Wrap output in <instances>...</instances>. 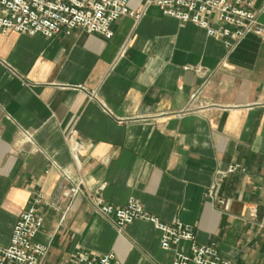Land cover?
<instances>
[{
  "label": "crops",
  "instance_id": "crops-1",
  "mask_svg": "<svg viewBox=\"0 0 264 264\" xmlns=\"http://www.w3.org/2000/svg\"><path fill=\"white\" fill-rule=\"evenodd\" d=\"M145 1H128L140 16L120 17L109 39L0 34V247L40 199L44 264L78 252L172 263L151 223L117 229L93 194L116 207L135 198L163 222L191 225L223 259L264 264V40L249 34L227 53ZM249 1L264 24V0ZM72 130L78 161L65 140ZM231 164L243 170L221 177ZM73 181L83 194L67 195ZM213 183L224 204L207 196ZM175 249L189 254L190 243Z\"/></svg>",
  "mask_w": 264,
  "mask_h": 264
},
{
  "label": "built area",
  "instance_id": "built-area-1",
  "mask_svg": "<svg viewBox=\"0 0 264 264\" xmlns=\"http://www.w3.org/2000/svg\"><path fill=\"white\" fill-rule=\"evenodd\" d=\"M129 0H0V34L15 32L22 35H41L52 38L59 33L71 34L80 29L87 34L111 38L112 25L122 16L138 19L140 13L129 9ZM155 4L166 16L183 23H193L205 29L210 37L220 39L227 53L232 52L249 34L264 40V24L258 20V12L249 0H146L145 6ZM72 130L65 140L70 153L78 161L80 143ZM21 139L32 141V133L20 131ZM243 170L239 164H231L221 177ZM65 179L68 175L61 171ZM83 194L79 186L72 182L67 195ZM89 195V194H88ZM207 196L217 199L218 184L213 183ZM93 208L101 216L109 219L117 229L143 220L152 224L159 232V246L165 251H174L171 264H233L223 259L211 245H199L195 241L191 225L178 221H161L145 210L138 200L129 198L125 205L116 207L106 203L97 195H89ZM40 199L35 200L21 212L12 228L7 246L0 247V264H44L47 247L35 241L43 215L38 208ZM181 241L190 243V253L184 254L175 248ZM68 264H121L112 252L91 257L78 252Z\"/></svg>",
  "mask_w": 264,
  "mask_h": 264
}]
</instances>
